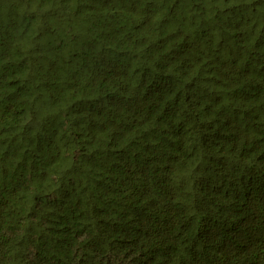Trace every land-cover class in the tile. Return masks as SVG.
<instances>
[{
    "label": "trees",
    "instance_id": "trees-1",
    "mask_svg": "<svg viewBox=\"0 0 264 264\" xmlns=\"http://www.w3.org/2000/svg\"><path fill=\"white\" fill-rule=\"evenodd\" d=\"M0 264H264V0H0Z\"/></svg>",
    "mask_w": 264,
    "mask_h": 264
}]
</instances>
